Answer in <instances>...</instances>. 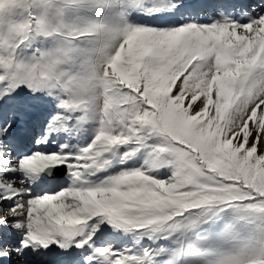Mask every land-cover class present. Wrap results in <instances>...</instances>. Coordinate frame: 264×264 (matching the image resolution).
<instances>
[{
    "label": "snow or ice",
    "instance_id": "1",
    "mask_svg": "<svg viewBox=\"0 0 264 264\" xmlns=\"http://www.w3.org/2000/svg\"><path fill=\"white\" fill-rule=\"evenodd\" d=\"M0 264H264V0H0Z\"/></svg>",
    "mask_w": 264,
    "mask_h": 264
}]
</instances>
